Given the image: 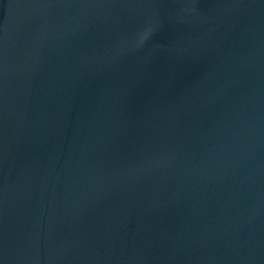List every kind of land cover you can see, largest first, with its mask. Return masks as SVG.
<instances>
[{"label":"water","instance_id":"water-1","mask_svg":"<svg viewBox=\"0 0 264 264\" xmlns=\"http://www.w3.org/2000/svg\"><path fill=\"white\" fill-rule=\"evenodd\" d=\"M0 264H264V0H0Z\"/></svg>","mask_w":264,"mask_h":264}]
</instances>
